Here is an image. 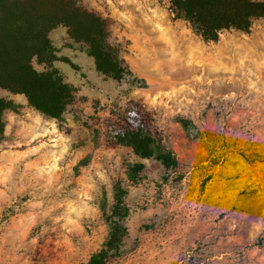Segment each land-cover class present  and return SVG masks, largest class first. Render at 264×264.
<instances>
[{
    "label": "rangeland",
    "instance_id": "obj_1",
    "mask_svg": "<svg viewBox=\"0 0 264 264\" xmlns=\"http://www.w3.org/2000/svg\"><path fill=\"white\" fill-rule=\"evenodd\" d=\"M82 1L112 20L142 86L101 75L83 44L64 41L60 56L79 69L54 63L77 88L60 119L0 88L16 104L2 112L0 264L85 262L108 234L116 181L127 236L107 264H264V19L205 42L168 0ZM132 118L171 148L173 170L115 142ZM135 161L144 168L130 182Z\"/></svg>",
    "mask_w": 264,
    "mask_h": 264
},
{
    "label": "trees",
    "instance_id": "obj_2",
    "mask_svg": "<svg viewBox=\"0 0 264 264\" xmlns=\"http://www.w3.org/2000/svg\"><path fill=\"white\" fill-rule=\"evenodd\" d=\"M174 18L185 20L205 42H215L225 30L248 32L252 23L264 19V0H168ZM112 20L88 7L82 0H0V88L22 94L27 104L39 113L60 119L76 98L77 88L64 80L54 66L56 60L78 66L65 56H58L49 33L61 25L69 39L83 44L95 70L117 83L128 79L142 86L124 60L125 43L113 42ZM43 66L37 69L33 62ZM16 104L0 97V134L4 130L2 112ZM189 131L196 130L190 120L178 117ZM132 127L121 126L113 134L116 143L127 146L138 158H151L167 171L177 166L175 154L145 126L132 118ZM144 168L142 162L126 167V177L136 182ZM127 188L120 181L113 185V202L105 220L108 234L101 246L79 264H107L121 254L127 236L129 208Z\"/></svg>",
    "mask_w": 264,
    "mask_h": 264
},
{
    "label": "crops",
    "instance_id": "obj_3",
    "mask_svg": "<svg viewBox=\"0 0 264 264\" xmlns=\"http://www.w3.org/2000/svg\"><path fill=\"white\" fill-rule=\"evenodd\" d=\"M59 26H61V25H59ZM59 26H57V27H59ZM56 27V28H57ZM62 27H64V26H62ZM55 29V28H54ZM53 30V29H52ZM53 40H54V46L58 49V51H57V55L58 56H60L61 55V49H60V46L63 44V42L64 41H67V42H69V43H73V44H79V43H75V42H73L71 39H69L68 38V36H67V33H66V28L64 27V29L62 30V31H60V32H58V33H56V34H54L53 35ZM69 59L71 60V58L69 57ZM72 61V60H71ZM73 62V61H72ZM55 63V62H54ZM75 63V62H74ZM55 66V65H54ZM56 67V66H55ZM63 74H64V80L66 81V82H68V83H70L69 81V78H68V76H70L69 75V73H67V72H63Z\"/></svg>",
    "mask_w": 264,
    "mask_h": 264
}]
</instances>
